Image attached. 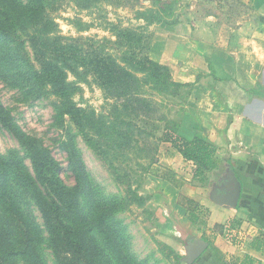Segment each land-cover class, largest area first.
I'll list each match as a JSON object with an SVG mask.
<instances>
[{
	"label": "trees",
	"instance_id": "1",
	"mask_svg": "<svg viewBox=\"0 0 264 264\" xmlns=\"http://www.w3.org/2000/svg\"><path fill=\"white\" fill-rule=\"evenodd\" d=\"M139 1L0 0V67L18 64L22 56L16 50L1 46L9 40L18 41L17 49H21L24 42L18 33H24L39 66L29 68L24 75L57 97L54 101L56 125L64 128L70 121L114 179L126 186V196L131 203L143 205L148 197L132 187L129 178L133 172L130 171L131 176L126 180H119L121 174L115 159H129L131 150L138 148L135 129L139 133L144 131L136 118L148 116L145 109L148 110L152 103L144 88L174 97L179 89L190 85L174 80L169 66L150 56L151 39L145 30L152 24L178 23L180 14L174 8L179 1L153 0V6L146 8L139 5ZM68 5L102 19H107L110 8L136 7L135 19L139 24L124 26L108 20L105 29H109L111 36L86 35L96 24L84 21L76 13V17L68 19L78 34L67 37L62 34L54 14ZM82 83L97 84L105 92L107 101L102 111L93 105L85 107L75 99ZM0 124L15 134L37 177H33L13 151L0 154V264H16L14 257L18 253L27 258L32 255V264H45L38 251L41 244L39 225L30 205L28 207L32 202L42 213L56 264H84L83 260L90 257L96 262L93 264H135L128 253L127 235L113 223L121 203L91 195L87 209H80L75 222L69 223L66 218H70L69 211L76 210V193L72 195L69 185L57 177L58 167L47 145L41 139L26 137L11 128L10 117L1 105ZM170 125L164 137L175 143L184 158L197 165L198 175L215 168L212 145L200 138L184 141L176 135L178 123L172 122L173 129ZM126 166L129 165L126 163ZM39 184L48 190L47 193ZM96 229L100 230L105 245L110 246L108 253L99 248L97 260L92 250L93 245H98Z\"/></svg>",
	"mask_w": 264,
	"mask_h": 264
},
{
	"label": "rangeland",
	"instance_id": "2",
	"mask_svg": "<svg viewBox=\"0 0 264 264\" xmlns=\"http://www.w3.org/2000/svg\"><path fill=\"white\" fill-rule=\"evenodd\" d=\"M198 2V0H180L175 5L176 13L181 16L179 24L168 26L152 24L145 29L150 35L149 54L153 59L170 66L174 63L173 65L176 66L178 57L185 53L181 44L190 36L194 27L191 24L197 17L206 23V14L216 12L219 23L224 21L236 25L237 22L256 16L252 12V5L247 0H217L215 3L203 0L201 5H197ZM138 4L146 8L153 6L154 1L140 0ZM136 9V7L110 8L107 19H102L85 14L86 12H80L75 6L68 5L61 11L55 12L54 16L60 25L62 34L67 37L78 34L76 27L68 19L76 17L77 14L84 21H93L96 24L85 33L86 35L96 34L104 37L111 36L107 31L109 29H105L108 20L124 26L138 25L139 21L135 19ZM206 34L204 32L199 38L208 39ZM18 35L24 42L21 49H17L18 41L9 40L1 46L3 49L10 48L13 52L16 50L22 57L15 67L13 65L0 67V105L10 117L11 128L24 133L26 137L41 139L47 145L58 167L57 177L64 184L69 185L72 195L76 193V210L68 212L70 218H66L67 221L75 222L78 211L87 209L91 195L97 196L100 200L111 198L121 203L120 209L114 214L113 223H117V227L122 228L127 235L128 253L135 260V264H188L183 261L182 257H178V237L175 230L178 225L167 232V226L162 224L166 217L169 218L176 214L174 204L166 202V196H164L166 189L162 180L165 177L171 179L178 175V167L189 173L193 169V165L184 160H180L181 164L178 166L179 149L173 141L166 140L164 137L167 125L171 124L170 128L173 129L172 122L175 124L179 122L191 87L179 89L177 96L174 97L160 94L149 87L144 88L146 96L152 103L148 110L145 109L148 116L136 118V123L144 131L139 133V130L135 129V137L139 139L138 148L131 150L128 155L129 159L124 157L115 159L119 168L118 173L122 176L119 175V180H126L132 171V176L130 175L129 178L132 187L144 197H148L147 203L143 205L131 203L126 196V186L114 179L107 166L85 142L76 127L70 121L64 128L59 124L56 125L54 101L57 97L49 94L45 88L35 84L24 75L29 68H39V66L33 57L26 35L21 32ZM10 38L14 40L13 36ZM186 49L189 48L186 47ZM75 99L85 107L93 105L98 111L106 107L107 101L105 92L94 83L92 85L82 83ZM12 151L17 155L16 157L22 159L33 177L37 178L31 169V161L24 147L11 130L0 124V154L6 155ZM120 162L124 163L120 165ZM190 176L189 174L186 177ZM213 183L214 181L208 177L203 183L205 191ZM40 188L47 193L48 190L44 186L41 185ZM68 195L70 197V194ZM29 205L41 234L38 251L45 264H56L42 213L36 203L32 202L28 204V207ZM171 220L174 219L171 217ZM94 234L97 236L98 245H93L92 250L97 260L99 248L102 252L108 253L110 246L105 245V242L101 240L99 229H96ZM32 260V255L27 258L21 253L14 257L16 264H32ZM83 263L96 262L90 257L89 260H83Z\"/></svg>",
	"mask_w": 264,
	"mask_h": 264
},
{
	"label": "crops",
	"instance_id": "3",
	"mask_svg": "<svg viewBox=\"0 0 264 264\" xmlns=\"http://www.w3.org/2000/svg\"><path fill=\"white\" fill-rule=\"evenodd\" d=\"M247 1L256 16L236 25L219 23L216 12L206 14V23L197 17L178 64L158 61L191 87L178 138H200L215 148V168L201 175L178 150V166L184 160L193 169L178 167V175L162 180L176 213L162 224L167 232L178 225V254L188 264H264V0ZM204 32L208 39L202 40ZM208 177L214 183L205 191ZM237 181L238 204L222 203L221 195ZM235 223L248 237L242 246L224 237L226 226Z\"/></svg>",
	"mask_w": 264,
	"mask_h": 264
},
{
	"label": "built area",
	"instance_id": "4",
	"mask_svg": "<svg viewBox=\"0 0 264 264\" xmlns=\"http://www.w3.org/2000/svg\"><path fill=\"white\" fill-rule=\"evenodd\" d=\"M224 237L228 244L242 246L247 241V235L238 223L228 224L224 231Z\"/></svg>",
	"mask_w": 264,
	"mask_h": 264
},
{
	"label": "water",
	"instance_id": "5",
	"mask_svg": "<svg viewBox=\"0 0 264 264\" xmlns=\"http://www.w3.org/2000/svg\"><path fill=\"white\" fill-rule=\"evenodd\" d=\"M240 192H241V184L240 182L237 181L235 185L232 187L231 191L221 195L220 201L222 203L236 206L239 201Z\"/></svg>",
	"mask_w": 264,
	"mask_h": 264
}]
</instances>
